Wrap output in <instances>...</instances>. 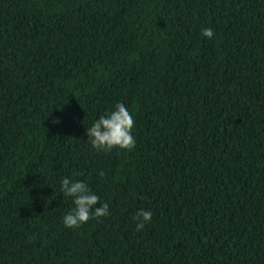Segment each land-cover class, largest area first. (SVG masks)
<instances>
[{"label": "trees", "instance_id": "obj_1", "mask_svg": "<svg viewBox=\"0 0 264 264\" xmlns=\"http://www.w3.org/2000/svg\"><path fill=\"white\" fill-rule=\"evenodd\" d=\"M0 240H264V0H0ZM0 264H264V241H0Z\"/></svg>", "mask_w": 264, "mask_h": 264}]
</instances>
